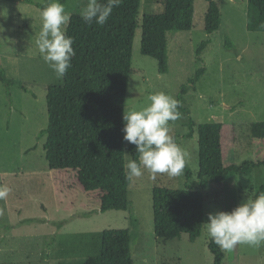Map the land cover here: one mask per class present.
Returning a JSON list of instances; mask_svg holds the SVG:
<instances>
[{
  "label": "rangeland",
  "instance_id": "obj_1",
  "mask_svg": "<svg viewBox=\"0 0 264 264\" xmlns=\"http://www.w3.org/2000/svg\"><path fill=\"white\" fill-rule=\"evenodd\" d=\"M48 5L50 0H33ZM221 11L219 28L205 31L207 0H195L193 28L167 33L168 71L160 73L155 58L142 53L141 24L145 14L164 11L163 0H141L135 32L125 112L148 106L149 97L164 92L177 100L181 87L204 68L184 95L185 107L195 122L188 132L182 113L170 121V135L190 155L191 171L177 177L147 170L133 178L128 210H100V193L85 191L73 170H52L44 144L48 116L47 86L63 84L43 60L36 45L42 29V8L26 0H0V64L9 78L24 85L8 88L0 81V185L11 189L0 200V264H80L101 252L105 229H129L133 264H213L206 231L209 213L230 212L247 198H255L264 185V167L248 174L228 176L223 182L198 179V132L201 123L236 125L237 164L252 159L249 125L264 120V32L247 28V0H216ZM72 14L83 0H59ZM68 25V24H67ZM67 28V26H66ZM209 43L198 56L200 43ZM229 43V44H228ZM132 91H129V89ZM125 142L126 163L131 159ZM196 183L205 197V223L201 235L165 240L154 232L152 191L155 186L184 188ZM222 264H264V246L238 245L224 251Z\"/></svg>",
  "mask_w": 264,
  "mask_h": 264
},
{
  "label": "trees",
  "instance_id": "obj_2",
  "mask_svg": "<svg viewBox=\"0 0 264 264\" xmlns=\"http://www.w3.org/2000/svg\"><path fill=\"white\" fill-rule=\"evenodd\" d=\"M44 9L45 5L26 0ZM205 31H216L221 22V11L216 0H207ZM222 1V0H219ZM249 5L247 28L264 32V0H247ZM106 2V0H104ZM82 6H74L66 35L74 39L75 56L63 77V84L47 86L46 103L48 125L44 144L48 166L52 170H73L82 188L100 193V210H128V189L132 182L126 179V149L124 142L125 99L131 74L133 43L138 28L141 0H123L113 9L108 22L89 25L81 17ZM164 11L145 14L141 30L142 53L158 62L160 73L168 71V40L170 31H188L193 28L195 0H163ZM209 40L200 43L199 56ZM229 44V43H228ZM2 43L0 39V49ZM204 68L181 87L177 101L178 111L187 118L188 132L194 134L195 122L185 107L184 95L188 86H194ZM0 81L8 88L20 85L8 77L0 64ZM198 132V179L221 183L228 176L248 174L264 167V120L249 125L252 159L237 164L236 125L228 122L201 123ZM131 159L139 160L136 146L129 144ZM186 180L191 177L185 166ZM196 183L184 188L155 186L152 191L154 232L157 238L171 240L188 235L195 241L205 223V197ZM264 193L262 185L255 197ZM132 235L129 229H105L102 232L101 252L80 264H133ZM239 245V244H238ZM238 245L233 249L235 263ZM214 261L222 264L223 250L211 239L208 243ZM58 264H73L60 262Z\"/></svg>",
  "mask_w": 264,
  "mask_h": 264
},
{
  "label": "clouds",
  "instance_id": "obj_3",
  "mask_svg": "<svg viewBox=\"0 0 264 264\" xmlns=\"http://www.w3.org/2000/svg\"><path fill=\"white\" fill-rule=\"evenodd\" d=\"M123 0H88L81 11L86 24L105 25L113 9ZM42 29L36 45L45 63L62 79L75 56L74 39L66 35L71 14L59 0H50L41 11ZM264 27V25H262ZM129 91H132L130 88ZM151 103L140 110L124 112V140L136 146L139 160L129 159L125 165L126 179L131 181L147 169L157 174L177 177L183 174L190 155L170 135V121L181 117L179 102L172 96L158 92L149 97ZM10 188L0 185V200ZM206 231L211 240L224 251H232L238 244L250 247L264 246V193L247 198L230 212L209 213Z\"/></svg>",
  "mask_w": 264,
  "mask_h": 264
}]
</instances>
